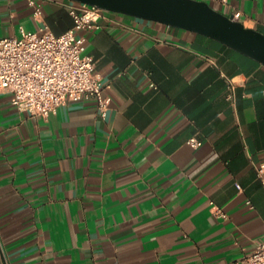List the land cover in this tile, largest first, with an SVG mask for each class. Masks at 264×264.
Returning <instances> with one entry per match:
<instances>
[{
  "label": "crops",
  "instance_id": "obj_1",
  "mask_svg": "<svg viewBox=\"0 0 264 264\" xmlns=\"http://www.w3.org/2000/svg\"><path fill=\"white\" fill-rule=\"evenodd\" d=\"M68 0H0V37L74 25ZM264 32V0H207ZM86 52L113 97L33 115L0 88V260L236 264L264 237V63L109 12ZM235 85V98L230 97ZM202 144L196 146L192 138Z\"/></svg>",
  "mask_w": 264,
  "mask_h": 264
},
{
  "label": "built area",
  "instance_id": "obj_2",
  "mask_svg": "<svg viewBox=\"0 0 264 264\" xmlns=\"http://www.w3.org/2000/svg\"><path fill=\"white\" fill-rule=\"evenodd\" d=\"M29 2L36 15L42 13L43 0ZM67 6L74 25L63 33L45 25L39 30L23 28L21 35L0 37V88L13 92V103L33 115L48 116L72 98H96L102 115L107 116L113 97L105 92L96 59L86 52L88 37L83 31L100 28L103 18L115 11L80 0H68ZM235 89L232 85L233 99ZM191 142L202 144L196 137ZM258 170L263 176L264 162ZM0 264L9 263L0 260ZM236 264H264V237Z\"/></svg>",
  "mask_w": 264,
  "mask_h": 264
},
{
  "label": "water",
  "instance_id": "obj_3",
  "mask_svg": "<svg viewBox=\"0 0 264 264\" xmlns=\"http://www.w3.org/2000/svg\"><path fill=\"white\" fill-rule=\"evenodd\" d=\"M105 9L208 34L264 63V32L207 0H80Z\"/></svg>",
  "mask_w": 264,
  "mask_h": 264
}]
</instances>
